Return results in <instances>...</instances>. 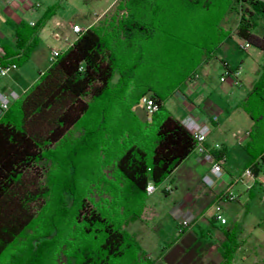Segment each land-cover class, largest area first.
Returning a JSON list of instances; mask_svg holds the SVG:
<instances>
[{
    "label": "trees",
    "instance_id": "trees-1",
    "mask_svg": "<svg viewBox=\"0 0 264 264\" xmlns=\"http://www.w3.org/2000/svg\"><path fill=\"white\" fill-rule=\"evenodd\" d=\"M118 1L119 9L124 10L125 15L117 21L112 19L107 26L90 27L81 32L76 41L60 53L48 70L0 119V264H34L37 260L35 253L42 245L50 249V256L47 257L49 264H65L62 256H65L66 264H151L138 242L123 227L131 216H139L140 212L125 209L120 198L115 199V196L125 193L133 202L141 203V198L147 194L148 183L163 182L194 152L196 143L183 123L163 107L164 97L169 93L155 94L160 109L152 115V129L146 134L138 126L139 132L129 131L133 122L129 112V121L122 124L113 141L108 133L105 137L101 125H110V118L120 113L113 104L116 100L109 93L115 72L121 68L118 59L120 46L130 44L126 52L136 57L132 64L129 63L130 73L121 75V84L126 91L132 84L135 68L145 64L139 59L140 56L146 57L144 50L150 40L164 35L195 37L197 42L188 52L180 54V60L195 54L199 58L203 50L208 55L212 54L229 35L221 31L219 23L231 8L232 1ZM237 1H246L252 8L248 12L249 18L241 16L237 35L264 52V35L251 31L255 25L253 14H264V0ZM212 11L218 14H210ZM193 12L203 14L206 20L211 18L207 20L211 23L210 30L203 32L193 28ZM53 14L54 7H51L33 26L24 24L17 31L19 47H24L26 41L33 39L45 20ZM120 30L125 39L129 33L133 35L129 37L130 43L118 40ZM29 52L30 47H27L21 57L0 60V65H21L27 61ZM139 91V99L148 93L142 87ZM108 97L111 99L108 100ZM97 99L101 101L92 106V101ZM249 99L254 100V110L249 111L254 122L250 132L254 159L264 152V89L255 85ZM87 120L94 121L95 128L87 130L80 148L93 142L94 154L99 156V152L105 151V147H110L109 142H113L107 163H114L116 177L123 182V186L116 182L113 184L111 208L86 199L83 187L76 182L73 171L76 164L71 150L63 154L64 150L59 147V142L73 127ZM127 134L128 137H125ZM77 144L76 149L79 150ZM63 155L70 157L62 165L67 183L58 189L56 196H52L54 189L52 191L47 187L43 180L45 160L51 158L55 161L59 175V156ZM100 167L101 164L98 169ZM88 179L93 180L91 177ZM49 196L56 201V211L49 227L42 228L40 234L26 241L22 248L6 255L38 213L43 209L48 211L53 205L52 198L47 202ZM121 208L122 212L119 211ZM60 218L68 221L67 233L63 236H59ZM24 254H29V257L24 258ZM7 256H10L9 260ZM167 261L172 263L171 255Z\"/></svg>",
    "mask_w": 264,
    "mask_h": 264
},
{
    "label": "rangeland",
    "instance_id": "rangeland-1",
    "mask_svg": "<svg viewBox=\"0 0 264 264\" xmlns=\"http://www.w3.org/2000/svg\"><path fill=\"white\" fill-rule=\"evenodd\" d=\"M232 5L229 12L226 14L227 28L230 32L236 29V23L242 16L239 13L243 12L245 17L249 18V13L252 11L251 5L246 1L231 0ZM111 2H116V0H57L54 2V14L57 16L58 21H67V23L72 26L74 23H81L82 21L91 20L96 13H100L99 10L104 5ZM117 2L114 10L109 14V20L120 19L125 15L124 10H120ZM46 2L43 1V8H46ZM241 11V12H240ZM213 12V13H212ZM210 14H218L216 11H212ZM194 13L193 28L200 31L210 30L211 23L204 19L203 14ZM192 13V14H193ZM238 13V14H237ZM53 15L45 20L47 24L46 27L48 31L59 32L62 36V32L57 27H54L56 20H53ZM253 20L255 25L251 29L252 33L263 36L264 35V14H254ZM44 23V24H45ZM174 24V23H173ZM209 27V28H208ZM206 40V39H205ZM224 40L223 44H220ZM217 46L213 56L210 59L209 65V79L217 91L223 98V103L227 104V110L229 111V116L235 119V122H231L228 118L224 117V123L221 128L215 129L210 125L212 130L211 134L220 137V141L226 138L224 142L228 147L227 160H225V170L224 176L221 179V183H225L226 188L233 183L232 190L238 196V202L232 203V208H234V213H226L229 220L228 225L223 228L230 227V235L223 241L216 237L217 230L220 226L215 225L213 227L210 222V214L212 209H207L205 221H207L204 226V236L207 238L209 244L216 246L217 252H213V260L211 264H264V186L255 184L249 179L248 176L243 174L244 163L240 159L241 148L238 145L240 138L244 137L248 128H250L251 116L249 111H253L254 100H246L247 89H250L251 83L253 86H258L264 89V59L260 60L258 63L254 61V57L248 55V51H253L252 47L248 50H244L238 47L240 40L235 37L234 40L231 38L223 39ZM204 41V40H203ZM195 37L181 38L177 35H164L158 39L150 40L147 42V47L144 50L146 56L151 57V61L148 60L147 63L137 66L134 71V76L132 79V86L130 91H125L123 85L117 84L116 81L118 71L115 72L114 78L109 86L110 96H113L116 100V108L119 109V114L117 117H111L108 123L97 126L100 127L103 132H105V137L107 133L110 137L120 132V128L123 123H127L130 119L129 112L133 122L130 124L132 128L129 131L147 133L152 129L151 122L148 121L147 116L144 111V106L141 99L137 98L140 92L139 84L146 78L147 74L155 75L156 73H162L163 77L167 74L172 76V72L179 70L180 54L188 52L191 49L193 43H196ZM229 47V49H227ZM226 59L231 61L233 65L236 66L237 78L240 80L239 85H234L232 76H226L227 81L223 82L220 80L221 76H224L225 68L223 64L220 63L216 58ZM241 61V62H240ZM217 64L218 68H214L212 65ZM121 78V77H120ZM225 79V80H226ZM217 93V94H218ZM219 95V94H218ZM111 97H108V100ZM248 99V98H247ZM97 99L92 101L94 106ZM103 100V99H102ZM112 105V106H114ZM115 108V109H116ZM252 113V112H251ZM240 115L243 116L242 120H239ZM131 119V120H132ZM239 120V121H238ZM85 121L79 126L73 127L59 142V147L64 150L63 154H67L71 150L72 160L76 164L74 168V173L76 175L77 185L83 187L85 197L91 199L93 203H99L107 208H111L112 190L114 188V183L116 182L119 186H123V182L117 179L115 166L113 162L107 163L110 157V147L105 151H100L99 156L94 154V147L92 140L88 139L91 144L80 148L85 139L87 130L95 128L94 121ZM129 124V125H130ZM136 126L140 128L137 130ZM108 128V130H107ZM128 137V134L125 136ZM77 142H79L77 144ZM76 144L77 148L76 149ZM67 148V149H66ZM69 151L67 152V150ZM76 151V152H75ZM78 151V152H77ZM60 155V154H59ZM60 158V168L61 174L58 175L56 169H58L57 164L51 158L45 160L46 172L44 176V184L50 189H54L52 196H56V193L60 187H62L65 182V168L62 166L70 158L68 155L59 156ZM203 162L207 163L203 160ZM201 164L202 167L206 165ZM101 167L98 169L99 165ZM107 164V165H106ZM187 163H184L179 167L170 177H167L163 182L155 184L156 190L152 194H145L141 198V203L138 201L133 202L128 196L116 195V198H120L121 202L125 205V209H131L133 211L141 212L146 210L147 216L143 219L144 226L142 227V233L133 238L141 246L143 252L145 250L151 252V258L149 261L151 264H167L166 260L170 257L168 254L165 260L158 259L159 255L163 251V248L167 247L177 236L178 231L176 230V223L172 215L173 204L176 197L173 195H166L169 191L165 192V188L168 184H174L179 189L178 192L181 193L186 190L187 183H201L200 175L201 166L198 165L194 168H187ZM205 169V168H204ZM76 171V172H75ZM210 171L206 174H209ZM87 177H91V180ZM237 179V180H236ZM254 183V184H253ZM255 185L253 188H251ZM56 191V192H55ZM52 196L47 198V202L52 198L53 205L50 206L48 211L41 210L34 222L25 230L23 235L18 238L12 248L6 255H10V252H14L17 248H22L26 241L32 239L36 235L40 234L42 228L46 229L49 227L51 220L55 213V200ZM116 201V200H115ZM139 205V206H138ZM118 206V205H117ZM122 212V208L119 209ZM67 218V217H66ZM66 218H60L59 221V236H63L67 233V220ZM129 219L123 224V227L127 229ZM43 224V226H42ZM130 233V232H129ZM211 233V236H209ZM204 243V242H203ZM141 244H144L143 247ZM48 250L44 245L39 247L35 255L37 260L34 262L37 264H49L47 262V257L50 256ZM212 251H215L213 249ZM14 254V253H12ZM147 255V253L145 252ZM24 258L29 257V254H24ZM8 260L10 256H7ZM46 260V261H44ZM62 261L66 264L65 256H62ZM166 261V262H165Z\"/></svg>",
    "mask_w": 264,
    "mask_h": 264
},
{
    "label": "crops",
    "instance_id": "crops-1",
    "mask_svg": "<svg viewBox=\"0 0 264 264\" xmlns=\"http://www.w3.org/2000/svg\"><path fill=\"white\" fill-rule=\"evenodd\" d=\"M43 1L47 3L46 8H43ZM55 1L57 0H0V44L4 49V55L0 57V60L10 61L17 59L25 53V48L30 47L27 61L21 65H18L16 68H11L6 75L0 77V93L4 95L15 93L17 95V99L10 102L9 108L15 101L20 99L29 89V87L39 79L40 75L46 72L51 66L52 63L50 59L52 50H58L60 53H63L76 41L79 34L87 28L98 27L100 25L107 26L111 22L109 20V14L114 10L118 2V0H116L114 3L111 2L104 5L102 8H100V13H96V15L91 20L82 21L81 23H74L72 26H70L65 20L58 21L57 16L53 15V20H56L54 27L60 29L62 36L59 32L48 31L49 29L46 27L47 24L45 23L37 31L34 38L26 41V45L20 48L18 45L17 31L24 24L33 26L38 21H40L48 9L54 6ZM228 12L229 10L226 12V14ZM226 14L220 21L219 28L221 31L229 33V35L225 38L229 37L232 40H234L235 37L238 38L240 42L237 46L242 48L241 44L245 40L240 38L236 32L240 21H237L236 29L233 32H230V29L227 28L228 21H226ZM239 14L243 15V12ZM75 25L82 29L80 33H76L73 30ZM131 36L133 35L129 33L125 39V34L120 30L118 40H125L127 43H130L129 37ZM223 42L224 40L220 44H223ZM129 46L130 44L126 45L125 43V47L120 46L121 48L119 50V56L115 54V56H118L121 65V68L118 71L119 75L116 79L118 82L117 84H121V75H127L130 73L128 67L131 65L129 63L132 64L136 58L134 55L130 56L127 53L128 51L126 52V49ZM251 47L253 48V51H248L247 53L249 56L255 58L254 61L256 63L264 59V52L262 50H259L252 45L249 48ZM227 49H229V47ZM214 52L208 55L206 51L203 50L199 58L196 57V54L194 56L191 55L192 57L190 58L184 57L180 61L182 67L179 65V70L173 71L172 76L166 74L163 77L162 73H156L155 75L147 74L146 78L139 84V86L148 91V93L145 94L146 96L155 97L156 93H169L164 97L163 107L180 121H182L186 115L191 113L199 122L205 123L209 128L211 125V129L212 127L215 129H220L224 123V117L228 118L231 122H235V119L229 116L227 104L223 103V98H221L222 96L217 91L218 88H215V85H213L211 80L208 78L209 65L211 64L209 61L213 56H215ZM150 58L151 57L148 56H140L139 62L142 60L144 63H146L148 60L151 61ZM216 59L223 64L224 68L225 64H227L231 71L237 72L236 66L231 64V61L218 57ZM212 66L214 68H218L216 63ZM226 81L227 79L223 82ZM131 86L132 84H130V87L127 89L128 91L131 90ZM253 87V83H251L250 89H247L245 98L246 100L253 90ZM5 113L6 111L3 112L0 108V119L5 115ZM240 116L241 117H239V120H242L243 116ZM249 117L251 118V116ZM150 120L151 118L148 119V121ZM253 124L254 122L251 118L250 128H248L244 137L240 138L238 143L242 150L240 153V159L244 163V168L251 164H257L261 157L259 155L254 159L252 158L253 155L250 148V132L253 128ZM211 129L207 137V145H221L222 150L218 154L224 159V169V162L227 160L228 154V147L224 143L226 142V138H223V140L220 141V137L214 134L212 136ZM184 163H187V168H194L198 165L201 166V169H203V171L201 170L202 174H199L201 183H187L186 190L181 193L178 192L179 189L174 184H168L166 186L165 192L169 191L166 193V195H173L176 197V200L173 204L172 215L175 220L176 230L178 233L174 241L171 242L167 247L163 248V251L159 255L158 259L165 260V257L170 254L172 261L171 264H211V261L214 258L213 252H217L216 249L218 247L216 248V246L213 244L210 245L207 238L204 236V226L207 222L205 221L206 211L207 209H212L208 222H210L209 224H211L213 227H215V225L220 226L219 229H216V237L223 241L230 235V227H223L229 223L226 213H234V208L231 206L233 202L220 201L219 194L221 191H223V189H225V183H221V179H216L212 186H209L203 182V176L207 173V171H210V164L203 162V160L195 152L191 153L172 172V174ZM203 163L206 164L204 166L205 169L202 167L203 165H201ZM255 184L261 185L260 183ZM254 186L255 185H253L251 188ZM167 188L170 189L167 190ZM235 202H238V196ZM217 203L221 204L223 216L227 219L225 224L215 222L213 219L214 206ZM147 209L148 208H146V210ZM146 210L141 212V215L139 216H131L126 226L130 234L135 237L137 236V240L139 235L142 233V227L144 226L143 219L147 216ZM183 221H187L188 225L185 227L182 226ZM209 236H211V233H209ZM141 245L143 247L145 246L144 244ZM213 249H215V251H212ZM145 252L147 253L148 258L152 257L151 252L147 250H145ZM166 263L169 264L168 261Z\"/></svg>",
    "mask_w": 264,
    "mask_h": 264
},
{
    "label": "built area",
    "instance_id": "built-area-1",
    "mask_svg": "<svg viewBox=\"0 0 264 264\" xmlns=\"http://www.w3.org/2000/svg\"><path fill=\"white\" fill-rule=\"evenodd\" d=\"M24 1H29V0H24ZM73 30L76 33H80L82 31V29L77 25L73 27ZM250 46L251 45L247 41H244L241 44V47L245 50H247ZM3 55H4V49L0 44V57H2ZM59 55L60 52L58 50H52L51 59H50L51 63H53ZM16 67L17 66L15 64L0 65V77L6 75L11 68H16ZM226 76H233L234 84L235 85L240 84V80L237 78V72L231 71L227 66V64H225V73L224 76L221 77V81H225ZM16 99H17V95L15 93H11L9 95H4L0 93L1 110L3 112L7 111L10 102ZM141 102L144 106V111L148 119H150L152 115L160 109V102L154 96L145 95L141 98ZM181 122L187 128V130L192 134L195 140L196 145L194 148V152L202 160L210 164V173L205 174L203 176V182L209 186H212L215 183L216 179L220 180L224 175V169H223L224 159L218 154L219 152H221L222 147L220 144H215L213 146L207 145V137L210 133V128L205 123L199 122L193 116V114L190 113L186 115ZM243 174L248 176L252 182L260 183L261 185L264 186V153L261 155L260 160L257 164H251L248 165L246 168H244ZM234 182L235 179L233 180L232 184H230L225 189H223V191H221V193L219 194L220 201L222 200V201L235 202L237 200V196L232 190V186ZM169 189L170 188H167V190ZM155 190H156L155 184L152 181H150L146 187V193L152 194ZM213 219L215 220V222H218L220 224H225L227 222V219L223 216L222 206L219 203L215 204L214 206ZM187 225H188L187 221L182 222V226L185 227Z\"/></svg>",
    "mask_w": 264,
    "mask_h": 264
}]
</instances>
